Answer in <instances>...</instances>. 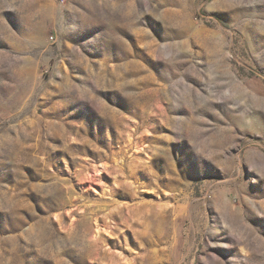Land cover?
<instances>
[{
  "label": "rangeland",
  "instance_id": "obj_1",
  "mask_svg": "<svg viewBox=\"0 0 264 264\" xmlns=\"http://www.w3.org/2000/svg\"><path fill=\"white\" fill-rule=\"evenodd\" d=\"M0 264H264V0H0Z\"/></svg>",
  "mask_w": 264,
  "mask_h": 264
}]
</instances>
